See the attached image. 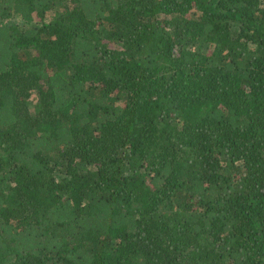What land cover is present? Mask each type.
<instances>
[{"label":"trees","instance_id":"1","mask_svg":"<svg viewBox=\"0 0 264 264\" xmlns=\"http://www.w3.org/2000/svg\"><path fill=\"white\" fill-rule=\"evenodd\" d=\"M0 264H264V0H0Z\"/></svg>","mask_w":264,"mask_h":264},{"label":"rangeland","instance_id":"2","mask_svg":"<svg viewBox=\"0 0 264 264\" xmlns=\"http://www.w3.org/2000/svg\"><path fill=\"white\" fill-rule=\"evenodd\" d=\"M49 19V18H48ZM10 25H15L20 28L29 27L30 24H28L25 20H23L20 16H13L11 19L7 21ZM31 100L33 103H36L38 100L37 93H33Z\"/></svg>","mask_w":264,"mask_h":264}]
</instances>
